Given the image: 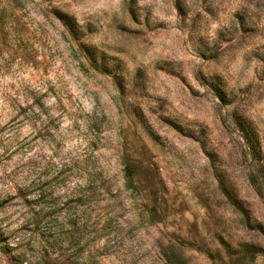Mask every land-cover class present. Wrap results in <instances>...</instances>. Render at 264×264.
<instances>
[{
    "label": "rangeland",
    "instance_id": "obj_1",
    "mask_svg": "<svg viewBox=\"0 0 264 264\" xmlns=\"http://www.w3.org/2000/svg\"><path fill=\"white\" fill-rule=\"evenodd\" d=\"M0 240L264 264V0H0Z\"/></svg>",
    "mask_w": 264,
    "mask_h": 264
},
{
    "label": "trees",
    "instance_id": "obj_2",
    "mask_svg": "<svg viewBox=\"0 0 264 264\" xmlns=\"http://www.w3.org/2000/svg\"><path fill=\"white\" fill-rule=\"evenodd\" d=\"M124 172H125L124 173V179H125L126 187L133 189L135 187V184H134L135 172H134V170L131 167L127 166V167H125ZM167 262L169 264H187V260L181 252H179V253L172 252L171 254L169 253L167 255Z\"/></svg>",
    "mask_w": 264,
    "mask_h": 264
}]
</instances>
